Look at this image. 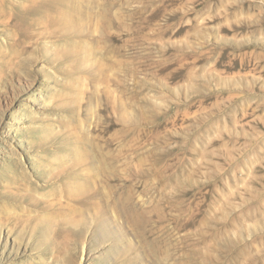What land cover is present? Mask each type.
Segmentation results:
<instances>
[{"label": "rangeland", "instance_id": "obj_1", "mask_svg": "<svg viewBox=\"0 0 264 264\" xmlns=\"http://www.w3.org/2000/svg\"><path fill=\"white\" fill-rule=\"evenodd\" d=\"M0 264H264V0H0Z\"/></svg>", "mask_w": 264, "mask_h": 264}]
</instances>
